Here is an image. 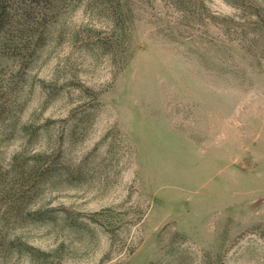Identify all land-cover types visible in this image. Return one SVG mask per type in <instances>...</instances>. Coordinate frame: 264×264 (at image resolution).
<instances>
[{
	"label": "rangeland",
	"instance_id": "rangeland-1",
	"mask_svg": "<svg viewBox=\"0 0 264 264\" xmlns=\"http://www.w3.org/2000/svg\"><path fill=\"white\" fill-rule=\"evenodd\" d=\"M46 16L0 34V264H264V0Z\"/></svg>",
	"mask_w": 264,
	"mask_h": 264
},
{
	"label": "trees",
	"instance_id": "trees-1",
	"mask_svg": "<svg viewBox=\"0 0 264 264\" xmlns=\"http://www.w3.org/2000/svg\"><path fill=\"white\" fill-rule=\"evenodd\" d=\"M53 1L55 0H0V34L17 36L19 42L23 43H17L14 55L26 57L23 47L27 48L28 37L38 30L39 25L45 23L47 11L52 7ZM2 246L3 240L0 238V248Z\"/></svg>",
	"mask_w": 264,
	"mask_h": 264
}]
</instances>
